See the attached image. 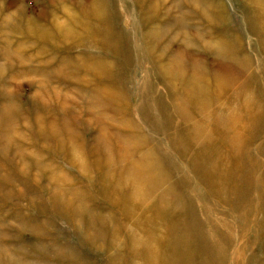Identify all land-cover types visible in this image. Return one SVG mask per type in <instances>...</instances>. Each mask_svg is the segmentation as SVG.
<instances>
[{
  "label": "rangeland",
  "instance_id": "1",
  "mask_svg": "<svg viewBox=\"0 0 264 264\" xmlns=\"http://www.w3.org/2000/svg\"><path fill=\"white\" fill-rule=\"evenodd\" d=\"M262 1L0 0V264H144L137 222L144 208L134 196L136 207L126 210L104 191L125 176L127 162L111 160L120 154L111 150L117 135L140 136L159 157H171L164 163L171 181L159 193L182 191L171 200L174 211H164L185 219L169 239L173 264H264ZM154 28L162 36L146 37ZM185 48L198 56L211 106L224 104L226 113L231 99H251L240 102L244 113L253 108L241 120L252 124L241 140L249 164L227 161L217 180L168 146L167 127L151 129L166 115L147 126L137 111L143 99L169 104L199 89L190 65L185 73L167 68ZM238 56L250 60L243 65ZM172 110L175 134L184 124ZM128 118L134 130L121 124ZM151 235L158 238V230Z\"/></svg>",
  "mask_w": 264,
  "mask_h": 264
},
{
  "label": "bare ground",
  "instance_id": "2",
  "mask_svg": "<svg viewBox=\"0 0 264 264\" xmlns=\"http://www.w3.org/2000/svg\"><path fill=\"white\" fill-rule=\"evenodd\" d=\"M259 2L263 3L262 0H259ZM250 3H252V0H250ZM258 24L259 22L256 23V27H258ZM254 25V21H252L251 27L253 26L254 28ZM260 28L261 25L259 26V30H261ZM162 33L163 29L154 28L152 32L146 34V37L148 36L152 37L153 39H157L159 36H162ZM185 46L187 47V44H185ZM186 49L188 50V48L178 50L177 53H175V59L172 61V63L167 65V68H169L170 70L178 68L179 71L185 73L187 71L186 65L187 67L188 65H190L192 83H198L199 89L195 90L194 88H187L184 94H181V96L175 99L173 98L171 103L169 104L161 105L159 104V102L156 104V101H154L155 103L151 102V106L149 105V100L147 101V99H143L138 106L137 111L139 116L141 117V120L147 123V126L148 122L154 120V117L157 114L159 116L166 115L168 121L164 119V125L161 124L162 121L157 122L156 120H154L155 127H152L151 129H154V132H156L167 127L169 129V132L173 136L171 141L169 139L167 143L168 146L170 148L173 147L172 149L180 148L181 154L186 153L187 155H190L191 160L194 161L197 166L204 169V177L217 180L225 172L226 165L232 163L237 158H240L241 161L245 163V165L249 164L250 156L247 154V147L245 148V150H243L244 141L241 140L244 137L243 134H252V129L248 128L249 125L252 124H247V126H245L241 122V120L244 116L250 117L252 115L250 114V111L253 112V108L252 106L251 109L247 107V113H244L241 111L240 102L243 99L244 102H251V99L248 96V99L243 98L244 96H241L242 98L237 97L233 98V100L231 99L230 102L235 106L229 105L228 111L226 113L221 112L224 104L218 106L217 108L211 106L215 103L208 102L207 97L209 94V88L202 86L203 77L199 72L201 67H198V56L191 52L188 53ZM233 56H235V54ZM243 58L244 60H242L238 56L236 60L238 63H241L243 65L245 61L247 62L250 60L249 58H246L244 56ZM95 68L99 70V68H101V65L97 64L95 65ZM174 78L175 75H171L166 79H169V81L171 82ZM216 78L220 79L217 74H213V79L216 80ZM166 84L169 85V83ZM223 84L224 89L228 87V77L223 78ZM242 95H244L243 92ZM171 109H173L175 113L180 116L179 118L181 119V121H183L184 124V127L177 126L178 131H175V134L173 130L175 129L174 118H172ZM154 121H152L153 124ZM121 124L123 125V127L130 126L131 130H134L132 128V119L128 118L122 121ZM254 127L255 125L253 126V128ZM100 139L101 138H99V141L102 140ZM104 142L107 146V141L105 139ZM147 142V140L142 139L140 136L136 135L129 138H125V135L116 136L117 148H112V145L107 148H112L111 150L115 149L120 153L111 155L112 161H122V163L124 161L127 162V165L123 166V172L125 176L120 181L113 180L107 182V187L104 188V191L107 193L108 198L111 201L115 202L119 207L122 206L126 210H128L129 208H135L137 205L135 202V197L138 198L139 205L144 208L145 213L143 221L137 222L139 225H141V228L144 232L143 237H140L143 241H145L144 249L147 248L146 251L143 252L144 255L142 254V251L139 252L140 256L142 259L145 258V260L143 259L144 264H170L172 262L171 253L169 250V239L173 232L178 229H182V226L183 228H185V219H183V217L181 216H177V212H174L172 214L170 213L171 216H169L164 211V207L170 209L173 208L172 210L174 211L175 208H171L170 204H175V202H172L171 200L178 191L175 186H171L170 188L164 190V194H162L161 192L159 193V190L163 186V184H165L168 179H171L168 170H165L166 165L164 164L168 163L171 160V157L168 159L164 156L159 157L160 154H158L157 152V146L150 148L152 150L150 151V149L146 148L149 147ZM245 142L247 143V141ZM224 143L227 144L226 148L228 147L227 149H229L228 153H224V150L222 149ZM191 147H198V149L195 148L194 151L190 152V150H188L187 148ZM138 151L141 154L140 156H137ZM159 153H161V149ZM181 154L179 155L183 156ZM77 158L81 159L79 156H77ZM227 161L229 163H227ZM249 172L250 170L247 171V176L249 175ZM125 186H128L127 188H130L129 194L121 193L122 188ZM140 187H142L143 196L140 194ZM178 192L181 195L182 191ZM72 194L74 198L79 196V194L75 192H73ZM118 194L122 195L120 197H117ZM149 197H153L158 200L155 203L151 204L150 201H147L149 200ZM135 211H137V209ZM151 213H156V219L154 218L153 220L152 218H150L152 217L149 215ZM156 220H158V222H156ZM157 230L159 235L158 238L151 235L152 232Z\"/></svg>",
  "mask_w": 264,
  "mask_h": 264
}]
</instances>
